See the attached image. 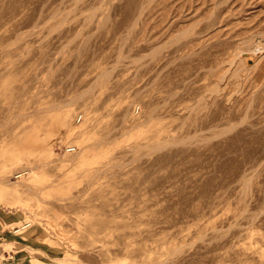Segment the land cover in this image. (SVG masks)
I'll return each instance as SVG.
<instances>
[{
    "label": "rangeland",
    "instance_id": "obj_1",
    "mask_svg": "<svg viewBox=\"0 0 264 264\" xmlns=\"http://www.w3.org/2000/svg\"><path fill=\"white\" fill-rule=\"evenodd\" d=\"M260 42L264 0H0V264H264Z\"/></svg>",
    "mask_w": 264,
    "mask_h": 264
},
{
    "label": "bare ground",
    "instance_id": "obj_2",
    "mask_svg": "<svg viewBox=\"0 0 264 264\" xmlns=\"http://www.w3.org/2000/svg\"><path fill=\"white\" fill-rule=\"evenodd\" d=\"M250 50H253L255 53L257 52H264V42H260L258 44H256V46ZM243 52V51H242ZM242 52H239L238 55L240 56L239 60L241 62H243V67H242V73H245L248 71L249 69V65L247 64V55L246 54H242ZM246 55V56H245ZM76 101V99H70L68 102L58 106L56 114L54 115L55 120L58 123L59 127H65L70 119V114L72 112V107L74 106V102ZM86 134L85 129H80V130H76L75 128H65V135L67 137V139L72 138L75 140V152L72 153V155L69 156V158L65 159L67 162H70L71 165H75V163L78 161V164L80 165H84L85 161L87 160V157L91 156V155H95L96 152L98 151H102V142L103 140H100L98 143L91 145L88 142H86L84 135ZM72 147V146H70ZM51 146L48 145L47 143H45L43 145V151L46 152V154L48 156L52 155L51 153ZM78 159V160H77ZM65 160H63L62 162H64ZM40 162L33 164V169H38L40 167ZM10 168H8V166H4L3 169L1 170V176H0V195L1 193H5L7 191V187L9 185H5L4 184V180L2 177H4L7 174V171ZM28 170V169H25ZM32 169L30 168V170L28 172H21L18 174L19 178H22L23 176L27 175L28 173L30 175H32L34 181H38L39 175L36 172H32ZM17 177V178H18ZM4 185V186H3ZM29 189H32V187L29 185L28 186ZM14 196H19L17 194V191L14 190L13 193ZM25 223H32V221L30 222H24L22 223L20 226H18L19 228L21 226H23ZM15 227L12 229L14 231ZM28 230H24V232L20 235H25V233L27 234Z\"/></svg>",
    "mask_w": 264,
    "mask_h": 264
},
{
    "label": "built area",
    "instance_id": "obj_3",
    "mask_svg": "<svg viewBox=\"0 0 264 264\" xmlns=\"http://www.w3.org/2000/svg\"><path fill=\"white\" fill-rule=\"evenodd\" d=\"M83 119L81 116L78 117V122H81ZM75 151V147H66L65 148V152H68V153H73ZM20 177V176H19ZM18 177V178H19ZM33 227V224L32 223H25L23 226H21L20 228L19 227H15L14 231L11 230L10 231V234H14L15 236H20L24 230H28L30 228ZM12 234V235H13Z\"/></svg>",
    "mask_w": 264,
    "mask_h": 264
}]
</instances>
